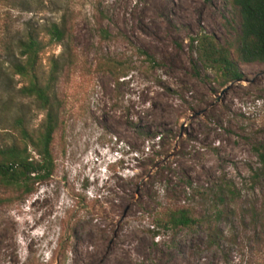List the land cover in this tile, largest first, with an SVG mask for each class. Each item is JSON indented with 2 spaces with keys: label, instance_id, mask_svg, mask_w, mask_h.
<instances>
[{
  "label": "rangeland",
  "instance_id": "rangeland-1",
  "mask_svg": "<svg viewBox=\"0 0 264 264\" xmlns=\"http://www.w3.org/2000/svg\"><path fill=\"white\" fill-rule=\"evenodd\" d=\"M63 14L75 64L57 88L55 171L0 208V264H264V64L226 82L195 51L201 36L234 42L230 0H0V41ZM62 51L42 53V73ZM106 60L124 77L98 71ZM43 118L32 108L33 128ZM172 203L224 238L153 229L152 210Z\"/></svg>",
  "mask_w": 264,
  "mask_h": 264
},
{
  "label": "trees",
  "instance_id": "trees-1",
  "mask_svg": "<svg viewBox=\"0 0 264 264\" xmlns=\"http://www.w3.org/2000/svg\"><path fill=\"white\" fill-rule=\"evenodd\" d=\"M8 1L25 6L43 2ZM230 5L237 19L236 27H232L234 42L222 45L212 36H201L195 41L199 62L216 70L226 82L240 79L239 63L264 64V0H230ZM8 30H4L6 37L0 41V208L32 195L37 185L53 175L52 145L62 108L57 88L63 73L75 64L66 14L58 22L39 27L36 22L27 21L21 38H13ZM100 33L103 39H109L107 30L100 29ZM51 46L63 51L50 59L49 69L44 74L41 55ZM97 70L110 73L115 81L124 77L123 66L111 60H106ZM15 77L23 82L18 88L14 87ZM32 108L44 113L37 128L31 124ZM258 158L264 165V154L258 153ZM149 216L153 229L160 231L203 225L210 247L217 246L224 238L215 221L197 220L190 209L174 203L164 208L155 207Z\"/></svg>",
  "mask_w": 264,
  "mask_h": 264
},
{
  "label": "bare ground",
  "instance_id": "bare-ground-1",
  "mask_svg": "<svg viewBox=\"0 0 264 264\" xmlns=\"http://www.w3.org/2000/svg\"><path fill=\"white\" fill-rule=\"evenodd\" d=\"M161 10H166V12H167V10H168V7H167V5L166 4H161L160 6H158Z\"/></svg>",
  "mask_w": 264,
  "mask_h": 264
}]
</instances>
